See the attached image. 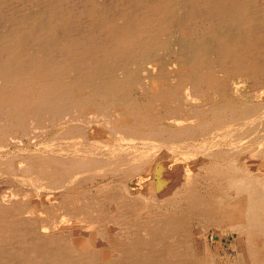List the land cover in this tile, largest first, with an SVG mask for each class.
Returning a JSON list of instances; mask_svg holds the SVG:
<instances>
[{
	"label": "bare ground",
	"instance_id": "bare-ground-1",
	"mask_svg": "<svg viewBox=\"0 0 264 264\" xmlns=\"http://www.w3.org/2000/svg\"><path fill=\"white\" fill-rule=\"evenodd\" d=\"M263 89L264 0H0V264H264Z\"/></svg>",
	"mask_w": 264,
	"mask_h": 264
},
{
	"label": "rangeland",
	"instance_id": "rangeland-1",
	"mask_svg": "<svg viewBox=\"0 0 264 264\" xmlns=\"http://www.w3.org/2000/svg\"><path fill=\"white\" fill-rule=\"evenodd\" d=\"M264 90V89H263ZM262 93V90H260V94ZM263 98L264 97H259V94L258 93H256V96H255V101H257V102H260V101H262L263 100ZM3 176V175H2ZM6 179H4V177H1L0 179V185L1 184H3V185H1L0 186V198H2V197H4V195H5V192L6 191H8L7 189H5V188H7V185H8V187H10L9 185H13V182H12V179H10V178H8V177H5ZM10 179V180H9ZM10 181H11V183H10ZM6 183V185H4L5 183ZM4 190H6V191H4ZM4 191V192H3ZM60 231V229H56V231ZM62 230V229H61ZM63 231H66V232H68V231H70V229H68V228H64V230ZM62 231V232H63ZM72 231V230H71ZM116 233V236L118 237V235L117 234H119V232H115ZM216 240L217 239H215V242H216ZM228 240V241H227ZM226 241H225V244L226 245H228V246H230L231 245V239L229 238V239H227ZM233 252V253H232ZM231 253H232V255H234V250L232 251ZM5 257H6V255H4ZM5 257H3L2 256V258L4 259Z\"/></svg>",
	"mask_w": 264,
	"mask_h": 264
}]
</instances>
